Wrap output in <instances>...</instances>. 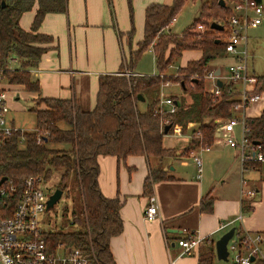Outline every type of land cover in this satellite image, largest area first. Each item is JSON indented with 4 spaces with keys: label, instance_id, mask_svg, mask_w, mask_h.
<instances>
[{
    "label": "trees",
    "instance_id": "16d2710c",
    "mask_svg": "<svg viewBox=\"0 0 264 264\" xmlns=\"http://www.w3.org/2000/svg\"><path fill=\"white\" fill-rule=\"evenodd\" d=\"M187 1L170 0L146 7L143 39L137 49L129 52L126 67H121L118 73L100 76L92 110H81L73 99L39 96L32 108L34 129L16 131L0 148V177L12 179L18 188L27 176L48 179L52 173L59 174L57 187L62 191L68 194V187L77 188L79 205L71 211L70 221L77 227L52 230L48 237L54 242L61 241L70 247L92 252L98 264H115L109 243L122 230L120 199L104 196L98 187V156L114 155L124 159L128 155H145L148 159L162 160L175 154L173 149L162 144L165 126L170 124V131L176 123L185 126L187 122H198L189 146L182 151L189 153L213 143L216 119L227 120L233 116L234 84L225 82L220 86L221 95L213 97L205 90L203 78L210 70L211 61L226 54L220 39L221 31L211 29L210 23L225 22L229 11L226 6L219 5V0H204L198 15L181 33L166 28ZM35 2L37 9L31 27L24 30L18 20ZM1 3L2 0L0 65L5 68L6 81L22 85L29 92H38V82L31 78L30 69L38 65L47 45L53 41L50 35L40 33L38 29L46 13L65 10L66 0H4V5ZM198 24L204 27L203 32L197 29ZM151 45L159 72L155 75L134 74L132 70L141 53ZM186 50H200L201 57L178 67L176 75L166 74V69ZM11 58H15L17 67H8ZM256 79L253 92L259 93L264 89V74ZM166 81L179 83L189 94V98H182L173 113L157 111L160 84ZM138 94L147 102L144 110L138 106ZM42 102L44 106L41 107ZM245 122L249 143L258 141L263 147L264 110ZM170 178L164 169L150 167L143 182V193L151 195L155 182ZM245 207L249 209L248 203ZM199 208L211 212L213 198L205 195ZM201 243L197 263L214 264V242L205 239ZM251 264H264V257L257 256Z\"/></svg>",
    "mask_w": 264,
    "mask_h": 264
},
{
    "label": "crops",
    "instance_id": "0c3cea01",
    "mask_svg": "<svg viewBox=\"0 0 264 264\" xmlns=\"http://www.w3.org/2000/svg\"><path fill=\"white\" fill-rule=\"evenodd\" d=\"M169 2L66 0L64 11L46 13L38 31L50 35L53 41L47 45L38 65L30 69L31 78L38 82L39 91L29 92L22 85H12L17 96L10 98V112L22 92H26L33 101L39 96L73 99L81 110H92L100 76L118 73L121 67H126L129 52L137 49L143 39L146 7L151 3ZM36 9L37 2L20 15L18 23L22 29H30ZM168 29H171V24ZM146 51L152 54L154 63L152 45ZM183 55L186 58L184 63L176 66L175 61L166 69V74L174 75L178 67L199 59L201 51L186 50L181 57ZM225 56L231 58L225 67L213 66L212 62L209 64V69L217 78L204 80L206 91L218 86V80L222 85L227 81V67L235 58L229 54ZM132 71L136 75H155L159 72L154 68L149 71L138 64ZM247 72L250 76H257L254 70L250 71L248 61ZM172 86H178L183 91L179 83L170 81L160 91L173 97L180 105L181 101L175 96L177 94ZM241 87V83L234 84L236 106L233 117L245 120L259 116L264 110V89L259 92L257 101L242 107L239 104ZM248 89H253V86L248 85ZM179 94L183 98L184 92ZM146 104L145 100L139 101L138 106L144 110ZM40 105L42 107L44 103ZM10 119L16 125L14 119ZM224 121L215 120L217 126L213 143L197 151L202 161L200 176L192 156L182 152L189 146L198 122H187L185 126L176 123L180 132L175 131L174 124L170 131L163 133V146L173 149L175 154L162 160L148 159L145 155H128L124 159L114 155L98 156L97 181L101 193L110 198L118 197L121 201L122 230L109 243L115 264H198L202 243L191 255H181L182 249L177 240L187 234L212 240L214 247L215 241L231 227H235L234 233L258 232L264 236V162L242 164L238 151L221 140ZM234 135L237 140L241 138L240 124L234 127ZM150 167H160L171 176L153 184L152 194L158 206V218L153 221L144 218L148 196L143 193V182ZM242 181L246 182L245 185ZM242 186L254 189L252 198L242 196ZM207 194L213 198L211 212H203L199 208L201 199ZM246 203L249 209L245 207ZM214 264L233 262L218 260L215 254Z\"/></svg>",
    "mask_w": 264,
    "mask_h": 264
},
{
    "label": "built area",
    "instance_id": "2783aa9c",
    "mask_svg": "<svg viewBox=\"0 0 264 264\" xmlns=\"http://www.w3.org/2000/svg\"><path fill=\"white\" fill-rule=\"evenodd\" d=\"M224 3L229 16L225 22L217 21L223 25L220 39L224 43L226 54L235 58L227 67L226 82L241 83L239 104L244 107L260 98L258 92L248 89V85L254 87L257 79L247 72L248 53L245 44L248 30L262 23L263 0L260 2L258 0H224ZM175 20L174 16L169 24ZM197 29L203 32L204 27L198 24ZM10 60L11 63L15 62V58ZM8 67L13 68L10 65ZM4 69L0 65V148L13 133L22 132V129L9 117L11 110L9 100L17 96V92L12 88V84L6 81ZM160 76L163 77V74ZM203 78L215 80L217 76L213 70H209ZM167 85L169 81L161 82L160 88ZM209 92L213 97H219L220 86L215 85ZM176 110V100L160 91L157 111L173 113ZM238 124L241 125V138L237 140L234 127ZM173 127L176 132H180L176 124ZM221 130L222 142L238 151L242 164L264 162V148L260 144L249 143L244 119L232 116L223 122ZM208 147H199L189 152L197 165L198 176L202 171V161L197 151ZM1 179L2 177H0V264H98L92 252L49 239L48 234L52 230L43 229L41 220V215L47 209L49 195L53 192L48 185H44L47 179L38 175L27 176L23 179L21 188H18L12 179L6 178L3 181ZM245 183L242 181L243 185ZM241 193L242 196L250 199L255 191L242 186ZM144 218L148 221L158 218V206L154 194L148 196ZM203 241L200 237L191 235L179 238L177 244L182 249L181 255H191L197 245ZM263 243L262 233H233L227 244L228 257H231L233 264H251L252 256L254 259L257 256L264 257Z\"/></svg>",
    "mask_w": 264,
    "mask_h": 264
},
{
    "label": "rangeland",
    "instance_id": "374dc122",
    "mask_svg": "<svg viewBox=\"0 0 264 264\" xmlns=\"http://www.w3.org/2000/svg\"><path fill=\"white\" fill-rule=\"evenodd\" d=\"M203 2L204 0H188L181 8V10L175 15L176 20L171 23L172 31L175 33H181L198 15L201 4ZM247 35L248 38L246 41V48L249 54L247 61L249 64L250 71L254 70L257 76L264 74V0L262 23L256 28H250L247 32ZM146 50L141 53L139 59L135 64V67L138 64L144 65L149 71H151L152 68L157 70L155 60L154 63L152 61V54ZM185 56L183 55L182 57L176 60V66L184 63V60H186ZM230 61L231 58L225 56L221 58H215L211 62L213 66L218 64L222 67H225V65H227ZM10 66L14 68L17 67L18 64L16 62H13L10 64ZM174 75H176V73H174ZM171 89L176 92L177 95L175 96L179 98V101H181L182 98L179 97V93H183L184 91H181L178 86H172ZM183 98H189V94L184 92ZM34 100H37V98H34ZM10 101L11 100H9V103ZM34 105L35 104L33 99H31V97L26 92H22L20 98L12 105L13 111L10 112L9 116L14 119L16 125L19 126L24 132L33 130L35 127V117L34 112L32 111ZM14 106H17V108ZM164 160L166 161L167 158H165ZM46 181L47 182H45L44 185H48L50 187V191H54L58 188L57 184L59 181V174L52 173ZM78 205L79 201L77 195V188L75 186L68 187V194L65 190H63L60 199L52 207L47 208L45 212L41 215L43 229L67 230L76 228L77 226L75 224H70V221L72 220L71 211L73 209H78ZM228 260L230 261L231 257H228Z\"/></svg>",
    "mask_w": 264,
    "mask_h": 264
},
{
    "label": "water",
    "instance_id": "95a60500",
    "mask_svg": "<svg viewBox=\"0 0 264 264\" xmlns=\"http://www.w3.org/2000/svg\"><path fill=\"white\" fill-rule=\"evenodd\" d=\"M260 2V0H258ZM2 5H4V0H2ZM219 5L220 6H225L224 0H219ZM210 28L216 31H222L223 30V25L216 22V21H212L210 23ZM217 42L219 41V39L216 40ZM218 75V73H216ZM218 86H221L222 83L220 80L217 81ZM137 98L139 101H144V97L141 96L140 94L137 95ZM171 125H167L164 128V133H167L169 127ZM255 144H259L260 142L256 141L254 142ZM6 177H2L1 181L5 180ZM63 191L59 188L55 189L50 195L49 198L47 200V208L52 207L61 197ZM235 227H231L228 231H226L225 233H223L216 241H215V254H216V258L218 260H222V261H228V249H227V244L228 241L231 239L233 233H234ZM251 261L254 260V257L252 256L250 258Z\"/></svg>",
    "mask_w": 264,
    "mask_h": 264
}]
</instances>
